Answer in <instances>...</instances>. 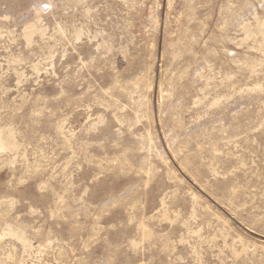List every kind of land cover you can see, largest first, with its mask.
Instances as JSON below:
<instances>
[{
  "label": "rangeland",
  "instance_id": "obj_1",
  "mask_svg": "<svg viewBox=\"0 0 264 264\" xmlns=\"http://www.w3.org/2000/svg\"><path fill=\"white\" fill-rule=\"evenodd\" d=\"M0 264H264V0H0Z\"/></svg>",
  "mask_w": 264,
  "mask_h": 264
}]
</instances>
